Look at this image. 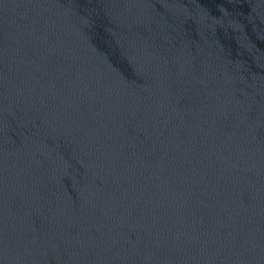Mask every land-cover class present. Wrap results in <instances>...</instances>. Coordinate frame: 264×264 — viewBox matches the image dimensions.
Wrapping results in <instances>:
<instances>
[{
  "label": "water",
  "instance_id": "obj_1",
  "mask_svg": "<svg viewBox=\"0 0 264 264\" xmlns=\"http://www.w3.org/2000/svg\"><path fill=\"white\" fill-rule=\"evenodd\" d=\"M0 264H264V0H0Z\"/></svg>",
  "mask_w": 264,
  "mask_h": 264
}]
</instances>
